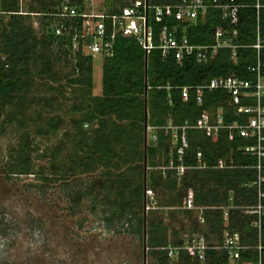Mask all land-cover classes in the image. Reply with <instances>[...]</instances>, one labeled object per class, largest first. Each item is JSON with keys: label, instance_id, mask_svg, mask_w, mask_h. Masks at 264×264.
Returning <instances> with one entry per match:
<instances>
[{"label": "trees", "instance_id": "16d2710c", "mask_svg": "<svg viewBox=\"0 0 264 264\" xmlns=\"http://www.w3.org/2000/svg\"><path fill=\"white\" fill-rule=\"evenodd\" d=\"M182 1L148 0L150 5L173 6ZM81 2L72 0L74 5ZM128 2L105 0L108 10L114 13ZM235 3L240 6L234 17H225L222 8L213 7L195 20L182 21L179 10L173 8L162 23L152 22L156 45L160 27L166 24L178 38L186 35L194 44L214 43L218 29L228 34L236 30L235 49L223 47L212 51L206 63L197 62L195 56L178 62L173 57L163 58L158 48L146 55L133 39H118L113 54L102 57V92L96 96L93 94L94 58L82 51L71 54L64 48L55 53V39L51 29H47L48 21L44 23L43 33L37 36L30 17L38 15L16 13L20 8L19 0H0V110L15 96L24 95L26 85L31 84L34 76L61 84L50 86L53 91L50 103H58L60 98L56 95L66 94L67 86H79L82 93L72 100L69 109V114H73L70 125L75 130L74 142L61 163L60 167H69L62 175H76L80 169L90 172L101 166L105 169L101 172L105 178L98 184L93 183L88 192L76 189L70 198L77 206L84 194L91 195L99 188L106 196L102 201L109 208L105 220L111 222L117 218L121 226L125 223V229L133 227L140 233L146 201L148 258L155 264H229L228 252L219 248L226 231L230 235L238 234L243 246L235 264H264V217L257 226V215L248 211L264 192V157L259 159L257 155L244 152V147L253 140L241 137L234 128L208 133L199 127L202 116L214 113L219 106H223L227 124L244 122L247 116L230 103L224 89H205L201 103L197 102L193 90L188 100L181 94L183 86L204 85L215 77L235 75L252 79L249 66L258 60L264 65V0H235ZM25 7L28 12L54 11L52 0H31ZM258 37L263 43L259 51L253 47ZM62 62L64 66H71L66 73L57 70ZM169 122L173 126H190L187 131L190 147L181 159L172 146V130L164 128ZM146 123L156 128V140L152 138L145 154ZM61 124L62 118L53 116L45 125L38 124L34 129L39 134H53ZM85 125L90 127L85 129ZM22 126H25L23 122ZM27 130H23L17 149L22 171L31 173L30 157L23 154L30 146ZM118 146L123 149L128 146V149L119 150ZM67 162L71 165L65 164ZM181 165L185 169L179 172L176 167ZM123 167H129L130 171H111ZM38 176L42 184L51 181L43 167L38 169ZM189 189L193 190L195 205L200 209L182 207ZM163 210L171 224H164V216L160 215H164ZM193 235L204 238L210 246L203 261L195 252L185 249L177 258L169 256L167 247L182 245ZM3 263L4 259L0 258V264Z\"/></svg>", "mask_w": 264, "mask_h": 264}, {"label": "rangeland", "instance_id": "374dc122", "mask_svg": "<svg viewBox=\"0 0 264 264\" xmlns=\"http://www.w3.org/2000/svg\"><path fill=\"white\" fill-rule=\"evenodd\" d=\"M30 1L21 3L16 13L28 12L25 6ZM99 1L106 4L105 0ZM30 20L35 34L40 36L47 20L41 16L30 17ZM53 51L57 53V47ZM102 61V56L94 58L93 94L96 96L102 92ZM70 68L62 62L57 70L66 73ZM57 85L61 84L34 76L31 84L26 85L25 94L15 96L0 110V258L4 259L3 264H145V211L140 233L133 227L125 229V223L121 226L117 218L111 222L105 220L109 208L102 201L106 196L99 188L91 195L84 194L77 206L70 198L78 188L83 193L92 189L93 183L98 184L105 178L101 174L105 169L97 166L94 171L80 169L76 175H62L69 167H60L61 163L74 142L75 130L70 125L73 114H69V109L82 90L77 85L67 86L66 94L56 95L59 102L50 103L49 97L53 94L50 86ZM38 99L41 102L38 103ZM53 116L62 118L56 132L39 134L35 131L36 125H45ZM23 130L29 133L30 146L23 154L30 157L31 173L22 171L19 160L17 148ZM150 133H147L149 142ZM126 149L128 146H124L123 150ZM69 163L71 165V162L65 164ZM40 167L51 177L48 184H42L38 176ZM127 170L130 168L111 169L112 172ZM163 211L164 215H160L164 216V224H171L166 210ZM146 261V264H155L150 262L148 250Z\"/></svg>", "mask_w": 264, "mask_h": 264}, {"label": "built area", "instance_id": "2783aa9c", "mask_svg": "<svg viewBox=\"0 0 264 264\" xmlns=\"http://www.w3.org/2000/svg\"><path fill=\"white\" fill-rule=\"evenodd\" d=\"M20 6L25 4V0H19ZM54 11L36 13L47 18V27L51 29L54 37V47L57 50L61 48L76 54L80 51L86 55L111 56L116 40L122 38H131L142 46L146 55L154 48L161 50L163 58L173 57L176 61L182 62L184 58L195 56L197 62L206 63L210 52L223 47H232L234 36L232 34L218 29L215 33V42L212 44H194L191 43L186 35L178 38L174 30L168 25L162 24L160 27L158 44L154 41V27L152 22L162 23L164 18L172 14L173 8L179 10L182 21L195 20L198 15L206 13L210 8L220 7L224 10V16L234 17L237 15L239 6L235 0H229L227 4L219 0H183L180 5H150L147 0H129V2L118 12H110L99 0H82L80 5H74L72 0H52ZM23 3V4H21ZM260 7L259 4L256 5ZM27 14L28 12H22ZM264 43V42H263ZM260 37L257 43L253 45L258 51L263 46ZM264 65L260 60L256 64L249 66L248 70L253 74L252 79H244L239 76L215 77L208 83L202 85L183 86L181 94L184 100L190 97V91L196 94L198 103L202 102L205 89H224L229 94L231 104L238 107L242 114L247 116L246 121L227 124L224 120L223 106H219L214 113H206L202 116V123L199 126L208 133H218L224 128H234L241 137L253 140L252 144L244 147V152L257 155L259 159L264 157ZM165 129L172 130V136L176 141L175 152L181 159L190 147L188 129L190 126L184 124L173 126L170 122ZM156 140V134L152 135ZM201 155H198V159ZM173 167L171 162L170 168ZM260 168V165L258 166ZM165 169V168H163ZM176 169L180 172L185 167L178 166ZM150 193V190H147ZM147 194V193H146ZM259 202L248 208V211L257 215L259 221L255 224L260 226V219L264 217V192L260 193ZM184 209H197L195 197L192 189H189L184 200ZM148 208V207H147ZM227 208V207H226ZM225 208V219L227 218V209ZM204 220L200 222L203 223ZM210 246L204 238L197 235L187 237L184 243L179 246L167 247L169 256L177 258L181 250L195 252L200 261L206 256V251ZM219 248L225 249L229 254V264H235L240 258L243 248L239 241L238 234L230 235L225 232L224 240ZM261 250L262 246L259 245ZM260 264V263H259Z\"/></svg>", "mask_w": 264, "mask_h": 264}, {"label": "water", "instance_id": "95a60500", "mask_svg": "<svg viewBox=\"0 0 264 264\" xmlns=\"http://www.w3.org/2000/svg\"><path fill=\"white\" fill-rule=\"evenodd\" d=\"M148 2V0H147ZM146 77H147V72H146ZM147 123L145 125V154H146V148H147ZM147 169L148 167L145 166V175H144V181H145V199H146V178H147ZM144 211H145V224H146V214H147V203L145 201L144 203ZM144 248H145V254H144V259H145V264H146V260H147V250H148V246H147V230H146V226H145V231H144Z\"/></svg>", "mask_w": 264, "mask_h": 264}, {"label": "crops", "instance_id": "0c3cea01", "mask_svg": "<svg viewBox=\"0 0 264 264\" xmlns=\"http://www.w3.org/2000/svg\"><path fill=\"white\" fill-rule=\"evenodd\" d=\"M99 95H100V94H99ZM149 131H151L150 135L152 136L153 134L156 133V128L147 124V130H146V132L148 133ZM150 141H151V140H150ZM147 142H149V141L147 140ZM171 142H172V146H173V148L175 149V148H176V141H175V139H174L173 136H172V138H171ZM147 144H148V143H147ZM171 153H172V152H171ZM197 208L200 209V207H198V206H197Z\"/></svg>", "mask_w": 264, "mask_h": 264}]
</instances>
